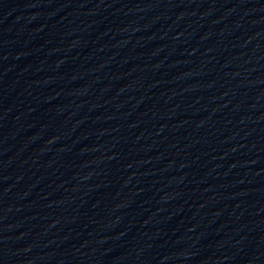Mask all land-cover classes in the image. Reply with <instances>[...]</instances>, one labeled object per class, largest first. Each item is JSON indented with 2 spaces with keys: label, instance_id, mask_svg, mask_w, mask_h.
Instances as JSON below:
<instances>
[{
  "label": "water",
  "instance_id": "95a60500",
  "mask_svg": "<svg viewBox=\"0 0 264 264\" xmlns=\"http://www.w3.org/2000/svg\"><path fill=\"white\" fill-rule=\"evenodd\" d=\"M0 264H264V0H0Z\"/></svg>",
  "mask_w": 264,
  "mask_h": 264
}]
</instances>
